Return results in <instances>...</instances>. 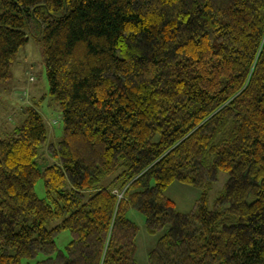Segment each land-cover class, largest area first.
<instances>
[{"label":"trees","instance_id":"obj_1","mask_svg":"<svg viewBox=\"0 0 264 264\" xmlns=\"http://www.w3.org/2000/svg\"><path fill=\"white\" fill-rule=\"evenodd\" d=\"M32 37L64 130L49 142L20 92L0 134V264H138L130 208L150 234L168 225L149 264H264V0H0V81ZM174 181L201 190L194 210Z\"/></svg>","mask_w":264,"mask_h":264},{"label":"rangeland","instance_id":"obj_2","mask_svg":"<svg viewBox=\"0 0 264 264\" xmlns=\"http://www.w3.org/2000/svg\"><path fill=\"white\" fill-rule=\"evenodd\" d=\"M11 75H15L20 78L22 81H26L29 83H33L38 85L37 95H39L41 103H39L40 110L42 111V116L44 118L45 124L49 129L50 126L55 127L57 136L54 138H49V142L57 144L59 140L63 137V121L59 116V108L55 98L49 93V85L48 79L45 71V58L43 54V49L41 44L35 39L30 38L29 42L24 44L18 51L16 55L15 61L13 63L12 69L10 70ZM21 74L23 75L21 78ZM29 76H33V81L28 79ZM1 83H5L1 81ZM33 84H29V92L34 94ZM4 85L6 92L9 93L12 88H16L18 83L16 81L9 82ZM27 88V84L24 85L23 89ZM17 90L20 91L21 87H17ZM21 92V91H20ZM21 101V100H20ZM30 101V99H29ZM23 103V101H21ZM50 120V121H49ZM53 120L57 121L56 125L51 124ZM50 125V126H49ZM50 130V129H49ZM43 153H46L45 148L42 150ZM47 160L50 161V157L46 153ZM46 161L44 162V164ZM109 178H106L102 181V183H107ZM227 180V173L224 171H219L217 181L212 185L211 189L208 192V204L209 207H212L214 199L219 196L220 193L224 191L225 182ZM35 192L38 197L45 198L46 192L42 178H38L35 184ZM166 195L174 200L176 203V208L180 212H190L195 208L196 200L201 196V190L183 184L178 181L172 182L166 188ZM127 217L132 220L139 228L138 235L136 237L137 251H136V259L138 264H149L148 263V252L154 247L158 237L163 234L168 225H166L162 230L158 231L155 234H150L145 225V217L139 211L130 208L127 211ZM59 219L50 222L48 225L53 226ZM71 239L69 231H62L56 237L57 248L64 250L66 244ZM41 256V255H39Z\"/></svg>","mask_w":264,"mask_h":264},{"label":"crops","instance_id":"obj_3","mask_svg":"<svg viewBox=\"0 0 264 264\" xmlns=\"http://www.w3.org/2000/svg\"><path fill=\"white\" fill-rule=\"evenodd\" d=\"M22 76L23 75L21 74V78ZM14 80L16 81V83H18L17 87H21L20 91H22L23 82H24V85L27 84L26 89L28 90V92L30 90L29 84H33V83L26 82L24 80L22 81L20 78H18L15 75H11L8 80L4 81L5 83H1L0 81V134L8 132L12 130L16 125L20 124L25 115L24 107H23L24 104H22L19 99L20 91L17 90V87L15 89L12 88V90L9 93H7L4 85H2V84H7L9 82H12ZM37 87L38 85L33 84L32 91H34L35 95L29 92L30 101L33 104L37 103L36 105H38V109L42 113V111L40 110V106L38 104V103H41V100H40L39 95L36 94L38 91L36 90ZM49 129H50L49 138H54V136H57L55 127L50 126Z\"/></svg>","mask_w":264,"mask_h":264},{"label":"built area","instance_id":"obj_4","mask_svg":"<svg viewBox=\"0 0 264 264\" xmlns=\"http://www.w3.org/2000/svg\"><path fill=\"white\" fill-rule=\"evenodd\" d=\"M56 123V121H53V124H55Z\"/></svg>","mask_w":264,"mask_h":264}]
</instances>
